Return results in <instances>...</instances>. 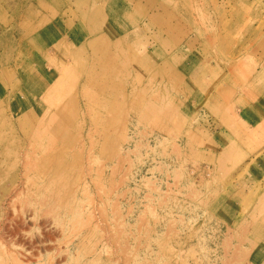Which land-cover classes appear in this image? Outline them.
I'll use <instances>...</instances> for the list:
<instances>
[{
    "label": "rangeland",
    "instance_id": "rangeland-1",
    "mask_svg": "<svg viewBox=\"0 0 264 264\" xmlns=\"http://www.w3.org/2000/svg\"><path fill=\"white\" fill-rule=\"evenodd\" d=\"M72 7L94 33L75 56H0V121L55 117L96 150L107 139L83 176L93 263L264 264V0Z\"/></svg>",
    "mask_w": 264,
    "mask_h": 264
},
{
    "label": "bare ground",
    "instance_id": "bare-ground-1",
    "mask_svg": "<svg viewBox=\"0 0 264 264\" xmlns=\"http://www.w3.org/2000/svg\"><path fill=\"white\" fill-rule=\"evenodd\" d=\"M99 37L89 42L93 48L97 45V51L100 44H106ZM82 46L77 47L78 51ZM109 56L112 63L114 57ZM86 73L87 79L89 72ZM106 100L111 106L112 99ZM94 101L96 105L102 103L99 96ZM54 118L0 121V130H4L0 133V264H94L96 261L97 242L92 237L100 226L92 209L85 220L82 218L81 202L88 194L85 189L88 180H83V176L85 168L90 170L95 151L107 152L104 146L107 139L96 150L98 142L92 136L85 140L65 132L66 135L64 120ZM104 123L109 125L113 121ZM17 128L22 130V135L11 132ZM84 224L88 226L87 232ZM86 239L88 248H85Z\"/></svg>",
    "mask_w": 264,
    "mask_h": 264
},
{
    "label": "crops",
    "instance_id": "crops-1",
    "mask_svg": "<svg viewBox=\"0 0 264 264\" xmlns=\"http://www.w3.org/2000/svg\"><path fill=\"white\" fill-rule=\"evenodd\" d=\"M0 7V56H54L57 47L75 56L72 47L86 44L94 35L81 30L84 20L67 17L75 9L64 8V0H0Z\"/></svg>",
    "mask_w": 264,
    "mask_h": 264
}]
</instances>
